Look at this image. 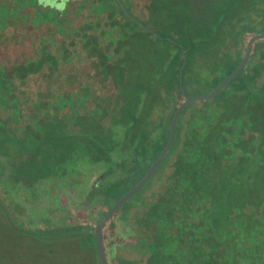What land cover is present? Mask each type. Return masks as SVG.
Instances as JSON below:
<instances>
[{"label":"flooded vegetation","instance_id":"obj_1","mask_svg":"<svg viewBox=\"0 0 264 264\" xmlns=\"http://www.w3.org/2000/svg\"><path fill=\"white\" fill-rule=\"evenodd\" d=\"M207 1L0 0V204L25 233L36 225L45 243L62 220L100 262L96 226L200 96L186 92L190 66L217 80L208 94L264 32L248 29L264 0H225L224 20ZM231 24L227 40L207 39ZM101 233L109 264H264V39L214 96L181 109L170 147Z\"/></svg>","mask_w":264,"mask_h":264},{"label":"rangeland","instance_id":"obj_2","mask_svg":"<svg viewBox=\"0 0 264 264\" xmlns=\"http://www.w3.org/2000/svg\"><path fill=\"white\" fill-rule=\"evenodd\" d=\"M207 3L216 6L221 5L223 13H226L224 8L226 9L228 7L227 1L210 0ZM225 19H227V16ZM248 24V29H256L255 26H251V23ZM231 26L225 28L224 30L227 32L224 33L225 35H222L223 32L222 34L218 31L214 32L217 30V27L213 24L214 31L207 33L206 37L215 42L227 40L231 34L228 31L234 29L233 24ZM234 32H236V29ZM234 35L236 34L232 33V37ZM215 37H218V39H215ZM206 73L204 69L201 71L199 68L196 69L190 66V79H195V84L186 89L188 95H202L214 88L213 82H210L211 79L198 81L201 76L207 77L210 75V73ZM224 89H230V84L224 87ZM198 101L194 100L190 104L196 105ZM15 214L16 211L10 204H0V264H49L50 261H53L54 264H100L93 251L88 252L84 249L83 241L85 240L74 238L71 235V231L64 228L62 220L60 222L63 227L60 230L54 231L51 237H49L51 240L48 239L47 242L42 243L38 237L31 234L38 232L36 229L37 226L29 224L28 228L32 232L25 233L27 225H23V219L15 216ZM35 215L36 213L28 214V219L32 221ZM50 246H53V254H48L47 252Z\"/></svg>","mask_w":264,"mask_h":264},{"label":"water","instance_id":"obj_3","mask_svg":"<svg viewBox=\"0 0 264 264\" xmlns=\"http://www.w3.org/2000/svg\"><path fill=\"white\" fill-rule=\"evenodd\" d=\"M258 39H264V32L262 33H257V34H253L248 38L247 41V48H246V52L244 54L243 59L241 60V62L238 64V66L230 73L228 74L220 83L219 85L213 89L210 93L205 94V95H200V96H187L185 97V100L178 106V108L176 109L174 116L172 118L171 121V125H170V133H169V139L168 142L163 150V152L159 155V157L156 159V161L151 165V167L149 168L147 174L144 176V178L138 183L136 184L126 195H124L123 197H121L113 206L112 208L108 211L107 215L98 223V225L96 226V244H97V251H98V256L100 259L101 264H109L108 259L105 255L104 249H103V237H102V233H101V229L103 224L108 220V218L110 217V215L112 214V212L127 198L129 197L136 189H138L143 182L147 179V177L150 175V173L152 172L153 168L156 166V164L159 162V160L161 159V157L166 153V151L168 150V148L171 145L172 139H173V133H174V125H175V121L176 118L178 116V114L180 113L181 109L191 100L193 99H208L212 96H214L234 75H236L241 68L245 65L251 48H252V44L254 41L258 40Z\"/></svg>","mask_w":264,"mask_h":264},{"label":"trees","instance_id":"obj_4","mask_svg":"<svg viewBox=\"0 0 264 264\" xmlns=\"http://www.w3.org/2000/svg\"><path fill=\"white\" fill-rule=\"evenodd\" d=\"M260 3L259 2H257V1H254V12H255V14H259V11L257 10V7H256V5L258 6ZM261 5V4H260ZM229 7V6H228ZM226 8V10H228L229 8ZM227 13V14H226ZM226 13H223L222 12V20H224L225 18H226V16L228 15V11H226ZM263 18V21H262V23H258V19H259V17H255V19H254V21L251 23V26L252 27H258V26H256L257 24L258 25H262V24H264V16L262 17ZM261 18V19H262ZM239 20V19H238ZM237 23H238V21H237ZM253 24V25H252ZM264 26V25H263ZM262 26V27H263ZM252 30H254V29H252V28H250L249 29V31H252ZM256 30V29H255ZM247 33H249V32H247ZM243 35H245V33L243 34ZM260 43H262V41H259V42H257L256 43V45H255V47H254V50H253V54H252V56L253 57H258V56H262V48H261V44ZM190 51H191V55L190 56H193V49L192 48H190ZM254 68H255V73L256 74H259L260 73V67H262V63H257V64H254ZM234 67V65H232V66H230V70L232 69ZM171 72H172V74H173V76H174V78H173V87L175 88L176 87V85H177V82H178V80H176V73H177V66H176V64H173L172 66H171ZM213 83H217V80L216 81H214Z\"/></svg>","mask_w":264,"mask_h":264},{"label":"clouds","instance_id":"obj_5","mask_svg":"<svg viewBox=\"0 0 264 264\" xmlns=\"http://www.w3.org/2000/svg\"><path fill=\"white\" fill-rule=\"evenodd\" d=\"M68 0H60V3L57 5V7L63 11L66 4H67ZM38 3L43 5V6H47L48 4L51 3V0H38Z\"/></svg>","mask_w":264,"mask_h":264}]
</instances>
